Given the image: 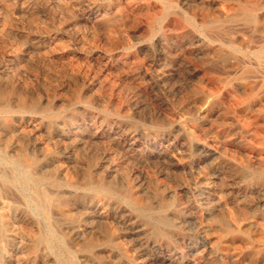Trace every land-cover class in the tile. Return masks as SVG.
<instances>
[{
    "label": "rangeland",
    "instance_id": "rangeland-1",
    "mask_svg": "<svg viewBox=\"0 0 264 264\" xmlns=\"http://www.w3.org/2000/svg\"><path fill=\"white\" fill-rule=\"evenodd\" d=\"M27 1L0 0V264H264V0Z\"/></svg>",
    "mask_w": 264,
    "mask_h": 264
},
{
    "label": "bare ground",
    "instance_id": "bare-ground-1",
    "mask_svg": "<svg viewBox=\"0 0 264 264\" xmlns=\"http://www.w3.org/2000/svg\"><path fill=\"white\" fill-rule=\"evenodd\" d=\"M28 1H29V0H28ZM28 1H27V3H28ZM35 1H36V0H35ZM39 1H40V0H39ZM41 1H42V0H41ZM56 1H57V0H56ZM67 1H68V0H67ZM67 1H66V2H67ZM135 1H136V0H135ZM152 1H154V0H152ZM242 1H243V0H242ZM245 1H246V0H245ZM248 1H249V0H248ZM257 1H258V0H257ZM16 2H17V1H16ZM20 2H21V1H20ZM29 2H30V1H29ZM50 2H52V1H50ZM50 2H49V3H50ZM59 2H60V1H59ZM130 2H131V1H130ZM137 2H138V0H137ZM141 2H142V1H141ZM150 2H151V0H150ZM150 2H148V3H150ZM22 3H23V1H22ZM22 3H21V4H22ZM37 3H38V2H37ZM62 3H63V2H62ZM62 3H61V4H62ZM67 3H68V2H67ZM131 3H133V2H131ZM249 3H250V2H249ZM255 3H256V1H255ZM258 3H260V2H258ZM258 3H257V4H258ZM18 4H19V3H18ZM29 4H31V3H29ZM29 4H28V5H29ZM42 4H43V3H42ZM42 4H41V5H42ZM45 4H46V3H45ZM51 4H52V3H51ZM61 4H60V5H61ZM64 4H65V3H64ZM119 4H120V3H119ZM138 4H139V3H138ZM153 4H154V3H153ZM232 4H233V3H232ZM22 5H25V4L23 3ZM28 5H27V6H28ZM34 5H35V4H34ZM39 5H40V4H39ZM58 5H59V4H58ZM139 5H140V4H139ZM148 5H149V4H148ZM154 5H155V4H154ZM171 5H172V4H171ZM247 5H248V4H247ZM255 5H256V4H255ZM14 6H15V5H14ZM18 6H19V5H18ZM43 6H44V5H43ZM46 6H47V5H46ZM90 6H91V5H90ZM97 6H98V5H97ZM119 6H120V5H119ZM127 6H128V5H127ZM135 6H136V5H135ZM250 6H251V5H250ZM261 6H262V5H261ZM19 7H20V6H19ZM24 7H25V6H24ZM44 7H45V6H44ZM91 7H92V6H91ZM109 7H110V6H109ZM113 7H114V6H113ZM113 7H112V8H113ZM133 7H134V6H133ZM233 7H234V8H233ZM233 7H232L233 9L236 8L235 6H233ZM242 7H243V6H242ZM245 7H246V6H245ZM22 8H23V7H22ZM26 8H27V7H26ZM33 8H34V7H33ZM97 8H98V7H97ZM97 8H96V9H97ZM128 8H129V7H128ZM141 8H142V7H141ZM10 9H11V8H10ZM19 9H20V8H19ZM29 9H30V8H29ZM82 9H83V8H82ZM148 9H149V8H148ZM253 9H254V8H253ZM257 9H258V8H257ZM13 10H14V9H13ZM106 10H107V9H106ZM110 10H111V9H110ZM110 10H108V12H109ZM263 10H264V9H263ZM29 11H30V10H29ZM29 11H28V12H29ZM92 11H93V10H92ZM96 11H97V10H96ZM114 11H115V10H114ZM188 11H189V10H188ZM190 11H191V10H190ZM230 11H231V10H230ZM248 11L250 12V15L248 14V16L246 17L245 20H246L247 22L253 24L254 21H255V17H254V15H253V10H248ZM259 11H260V10H259ZM19 12H20V11H19ZM23 12H24V11H23ZM28 12H27V13H28ZM34 12H35V11H34ZM105 12H106V11H105ZM204 12H205V11H204ZM17 13H18V12H17ZM24 13H25V12H24ZM35 13H36V12H35ZM90 13H91V12H90ZM191 13H192V12H191ZM251 13H252V14H251ZM263 13H264V12H263ZM25 14H26V13H25ZM30 14H32V13H30ZM85 14H86V13H85ZM102 14H103V13H102ZM107 14H108V13H107ZM109 14H110V13H109ZM194 14H195V13H194ZM200 14H201V13H200ZM210 14H211V13H210ZM234 14H235V13H234ZM237 14H238V13H237ZM243 14H245V13H243ZM78 15H79V13H78ZM83 15H84V14H83ZM92 15H93V14H92ZM184 15H185V14H184ZM190 15H191V14H190ZM239 15H240V14H239ZM255 15H256V14H255ZM260 15H261V14H260ZM6 16H7V14H6ZM81 16H82V15H81ZM81 16H80V17H81ZM90 16H91V15H90ZM172 16H173V15H172ZM210 16H211V15H210ZM263 16H264V15H263ZM104 17H105V16H104ZM106 17H107V16H106ZM173 17H175V15H174ZM195 17H196V15H195ZM197 17H198V16H197ZM214 17H215V16H214ZM236 17H238V15H236ZM257 17H258V16H257ZM81 18H82V17H81ZM84 18H85V17H84ZM87 18H88V16H87ZM175 18H178V17H175ZM186 18H187V17H186ZM203 18H204V17H203ZM210 18H211V17H210ZM220 18H222V17H220ZM258 18H259V17H258ZM261 18H262V17H261ZM88 19H89V18H88ZM178 19H179V18H178ZM182 19H184V18H182ZM84 20H85V19H84ZM171 20H172V19H171ZM184 20H185V19H184ZM238 20H239V19H238ZM182 21H183V20H182ZM195 21H196V20H195ZM201 21H202V20H201ZM236 21H237V20H236ZM262 21H263V20H262ZM197 22H198V21H197ZM244 22H245V21H244ZM172 23H173V22H172ZM245 23H246V22H245ZM183 24H184V23H183ZM211 24H212V22H211ZM242 24L244 25V23H242ZM242 24H241V25H242ZM184 25H185V24H184ZM182 26H183V25H182ZM196 26H197V25H196ZM250 26H251V25H250ZM192 27H193V26H192ZM238 27H239V26H238ZM245 27H246V26H245ZM261 27H262V26H261ZM256 28H257V27H256ZM197 29H198V28H197ZM206 29H207V28H206ZM227 29H228V28H227ZM222 30H223V29H222ZM234 30H235V29H234ZM224 31H226V30H224ZM236 31H237V30H236ZM245 31H246V30H245ZM257 31H258V30H257ZM231 32H232V31H231ZM208 33H209V32H208ZM229 33H230V31H229ZM241 33H242V32H241ZM261 33H262V32H261ZM255 34H256V33H255ZM242 35H243V34H242ZM242 35H241V36H242ZM251 35H252V34H251ZM260 35H261V34H260ZM233 36H234V34H233ZM238 36H239V35H238ZM263 36H264V35H263ZM230 37H231V36H230ZM230 37H229V38H230ZM247 37H248V36H247ZM256 37H258V36H256ZM227 38H228V37H227ZM244 38H245V37H244ZM251 38L253 39V42H254V41H255V40H254L255 36H254V38H253V37H251ZM234 39H235V38H234ZM238 39H239V38H238ZM263 39H264V38H263ZM244 40H245V39H244ZM198 41H199V40H198ZM209 41H210V40H209ZM235 41L237 42L236 39H235ZM251 41H252V40H251ZM38 42H39V41H38ZM226 42H228V40H227ZM236 42H235V43H236ZM39 43H40V42H39ZM224 43H225V41H224ZM229 43H230V42H229ZM254 43H255V42H254ZM256 43H257V42H256ZM226 44H227V43H226ZM250 44H251V43H250ZM250 44H249V46H250ZM215 45H216V44H215ZM224 45H225V44H224ZM37 47H38V45H37ZM40 47H41V46H40ZM40 47H39V48H40ZM251 47H252V46H251ZM249 48H250V47H249ZM219 49H220V48H219ZM219 49H218V50H219ZM251 49H252V48H251ZM256 49H257V48H256ZM259 49H261V48H259ZM259 51H260V50H259ZM216 52H217V51H216ZM250 52H251V51H250ZM218 54H219V53H218ZM232 55H233V54H232ZM232 55H231V56H232ZM234 56L236 57V55H234ZM234 56H233V57H234ZM262 56H263V55H262ZM233 57H232V58H233ZM240 57H241V56H240ZM247 57H248V56H247ZM258 57H259V56H258ZM260 57H261V56H260ZM263 57H264V56H263ZM244 58H245V57H244ZM237 59H240V58L237 57ZM252 59H253V58H252ZM255 59H256V58H255ZM228 60L230 61V59H228ZM233 60H234V59H233ZM235 60H236V59H235ZM248 60H249V59H248ZM257 60H258V58H257ZM261 60H263V58H261ZM239 61H240V60H239ZM244 61H245V59H244ZM249 61H250V60H249ZM252 62H254V61L252 60ZM259 62L262 63V61H259ZM128 63H129V62H128ZM238 63H239V62H238ZM254 63H255V62H254ZM129 64H130V63H129ZM234 64H235V63H234ZM236 64H237V63H236ZM123 65H124V64H123ZM226 65H227V64H226ZM238 65H239V64H238ZM241 65H242V64H241ZM256 65H257V63H256ZM260 65H262V64H259V66H260ZM229 66H230V65H229ZM232 66H233V65H232ZM257 66H258V65H257ZM263 66H264V65H262V67H263ZM227 67H228V66H227ZM247 67H249V66H247ZM260 67H261V66H260ZM262 67H261V68H262ZM230 68H231V66H230ZM254 68H255V67H254ZM258 68H259V67H258ZM261 68H260V69H261ZM263 68H264V67H263ZM128 69H129V68H128ZM130 69H131V68H130ZM232 69H233V68H232ZM243 69H244V68L242 67V70H243ZM246 69H248V68H246ZM255 69H256V68H255ZM123 70H124V69H123ZM238 71H239V70H238ZM245 71H246V70H245ZM263 71H264V70H263ZM242 72H243V71H242ZM242 72H241V73H242ZM247 72H248V70H247ZM259 72H260V71H259ZM124 73H125V72H124ZM236 73H237V72H236ZM261 73H263V72H261ZM251 75H252V73H251ZM239 76H240V75H239ZM249 76H250V75H249ZM259 77H260V76H259ZM238 78H239V77H238ZM254 79H255V78H254ZM263 79H264V78H263ZM250 80H251V78H250ZM257 80H258V79H257ZM243 81H244V80H243ZM244 82H245V81H244ZM247 82H248V81H247ZM251 82H252V81H251ZM260 82H263V81H260ZM260 82H259V83H260ZM241 83H242V82H241ZM243 84H244V83H243ZM249 84H250V83H249ZM251 84H252V83H251ZM252 85H253V84H252ZM255 85H256V84H255ZM244 86H245V85H244ZM250 87H251V86H250ZM256 88H257V86H256ZM252 90H253V88H252ZM263 91H264V90H263ZM4 94H5V93H4ZM1 96H3V95L1 94V95H0V98H1ZM16 96H18V95H16ZM20 97H21V96H20ZM16 98H17V97H16ZM26 99H27V98H26ZM0 101H1V99H0ZM2 101H3V100H2ZM263 101H264V99H263ZM261 103H262V102H261ZM28 104H29V102H28ZM260 105H261V104H260ZM11 106H12V105H11ZM262 106H263V105H262ZM33 108H34V107H33ZM263 108H264V107H263ZM39 109H40V108H39ZM45 109H46V108H45ZM28 110H29V109H28ZM28 110H27V111H28ZM47 110H48V109H47ZM47 110H46V111H47ZM261 110H262V107H261ZM1 111L4 112V113H8V112L10 111V108H9V106L5 105V106H3V107L1 108ZM44 111H45V110H44ZM38 113H39V112H38ZM43 113H44V112H43ZM50 113H51V112H50ZM51 114H52V113H51ZM5 115H6V114H5ZM5 115H4V116H5ZM8 115H9V114H8ZM20 115H21V114H20ZM45 115H46V114H45ZM45 115H44V116H45ZM23 119H24V118H23ZM5 141H6V140H5ZM7 142H8V141H7ZM1 145H2V144H1ZM7 146H8V145H7ZM8 147H9V146H8ZM19 155H20V154H19ZM18 158H19V157H18ZM20 162H21V161H20ZM28 162H29V161H28ZM0 165H1V164H0ZM33 169H34V168H33ZM34 170H35V169H34ZM34 170H33V171H34ZM0 172H1V171H0ZM39 172H41V171H39ZM10 175H11V174H10ZM40 175H41V174H40ZM47 176H48V175H47ZM12 178H13V177H12ZM0 179H1L2 182H4V183H11V182L13 181L11 178H8L7 176L2 175V174L0 175ZM35 182L37 183L38 180L36 179ZM0 183H1V182H0ZM2 187H3V186H2ZM7 188H8V186H7ZM9 189H10V188H9ZM51 191H52V190H51ZM58 191H60V190H58ZM12 192H13V191H12ZM25 192H26V191H25ZM52 192H53V191H52ZM55 192H56V191H55ZM12 194H14V193H12ZM56 194H57V193H56ZM64 194H65V193H64ZM14 196H15V195H14ZM52 196H53V195H52ZM52 196H51V197H52ZM15 197H16V196H15ZM27 198H28V197H27ZM35 198H36L35 201H36V205H37V207L42 208V202L45 200V195H44L43 193H40V192H38V191L36 190V191H35ZM17 199H18V198H17ZM52 199H53V198H52ZM50 201H51V200H50ZM92 201H93V200H92ZM28 202H29V201H28ZM89 202H90V201H89ZM49 203H50V202H49ZM88 204H90V203H88ZM53 205H54V204H53ZM55 205H56V204H55ZM96 205H97V203H96ZM82 206H83V205H82ZM84 206H85V205H84ZM76 207H77V206H76ZM85 207H86V206H85ZM96 207H98V206H96ZM90 208H91V206H90ZM93 208H94V207H93ZM98 208H99V207H98ZM98 208H97V209H98ZM51 210H52V209H51ZM91 211H93V209H92ZM52 212H53V211H52ZM54 212H55V211H54ZM89 212H90V211H89ZM56 213H57V212H56ZM54 214H55V213H53V215H54ZM92 214H93V213H92ZM94 214H95V213H94ZM99 215H100V214H99ZM55 216H56V215H55ZM51 217H52V216H51ZM53 218H54V217H53ZM98 218H99V217H98ZM97 220H98V219H97ZM160 223H162V224H166L164 220L160 221ZM74 229H75V228H74ZM132 229H133V228H132ZM135 229H136V228H135ZM135 229H134V230H135ZM63 230H64V229H63ZM136 231H137V230H136ZM61 232H63V231H61ZM61 232H60V233H61ZM133 233H135V232H133ZM78 235H79V234H78ZM74 236H75V235H74ZM136 236H137V235H136ZM259 236H260V235H259ZM36 237H37V236H36ZM220 237H221V236H220ZM257 237H258V235H257ZM257 237H256V238H257ZM260 237H261V236H260ZM78 238H79V237H78ZM262 240H263V239H262ZM93 243H94V242H93ZM79 244H80V243H79ZM81 244H82V243H81ZM81 244H80V245H81ZM206 244H207V243H206ZM210 244H211V243H210ZM204 248H205V247H204ZM35 249H36V248H35ZM153 249H154V248H153ZM209 249H210V248H209ZM203 250H204V249H203ZM105 251H106V250H105ZM158 251H159V250H158ZM100 253H101V252H100ZM107 254H108V253H107ZM209 254H210V253H209ZM110 256H111V255H110ZM166 259H167V258H166ZM163 262H164V261H163ZM158 263H159V262H158ZM161 264H162V263H161Z\"/></svg>",
    "mask_w": 264,
    "mask_h": 264
}]
</instances>
